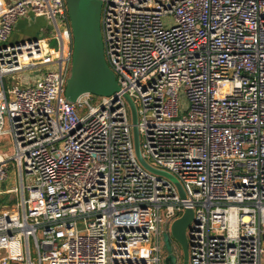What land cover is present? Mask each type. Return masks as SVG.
<instances>
[{
  "label": "built area",
  "instance_id": "obj_1",
  "mask_svg": "<svg viewBox=\"0 0 264 264\" xmlns=\"http://www.w3.org/2000/svg\"><path fill=\"white\" fill-rule=\"evenodd\" d=\"M25 15L51 35L8 43ZM100 32L118 90L69 101L66 0L0 5V264H165L188 208L187 264H264V0H102Z\"/></svg>",
  "mask_w": 264,
  "mask_h": 264
},
{
  "label": "water",
  "instance_id": "obj_2",
  "mask_svg": "<svg viewBox=\"0 0 264 264\" xmlns=\"http://www.w3.org/2000/svg\"><path fill=\"white\" fill-rule=\"evenodd\" d=\"M70 25L73 35V52L70 76L66 81L64 95L69 101L88 93L94 96H110L118 90L115 74L108 66L103 53L100 32V12L102 0H66ZM38 35V34H37ZM132 113L134 148L141 164L153 173L170 178L178 187L180 194L184 192L179 182L170 174L150 166L142 158L139 137L136 127V110L132 100L126 96ZM193 219L192 209H185L172 225L170 233L164 235L167 246L165 264H174L171 252V239L177 241L182 250L183 263L188 262V242L186 229Z\"/></svg>",
  "mask_w": 264,
  "mask_h": 264
},
{
  "label": "rangeland",
  "instance_id": "obj_3",
  "mask_svg": "<svg viewBox=\"0 0 264 264\" xmlns=\"http://www.w3.org/2000/svg\"><path fill=\"white\" fill-rule=\"evenodd\" d=\"M43 19L40 20V25H41L42 30L39 31L38 35H36V32L35 33H30L28 36L24 37V39H23L20 36L19 32L16 31V33L18 35L13 33L12 34V39H13L12 41H15L17 43V41H19V40H20L19 42H22L24 40H31V39H35V38H38V37L50 36L51 35V33H50L51 25L46 20L44 21ZM10 41H11V39L8 40V43H10ZM44 71L45 70L42 69L41 71H39L36 74V76H39L40 74H43ZM32 75L33 74H31V73L26 71V72L20 73L19 75H16L13 79H11V78L10 79H6V82L7 83H11L12 81L16 82L19 78L20 79H24V78H26V76L32 77ZM28 84H31V83L28 82ZM99 101H100V97L96 96L94 98V101H93L92 104L93 105H97L99 103ZM186 104H187V101H186L185 97L182 96V95H179V105L182 107V109H181L182 111L184 110ZM141 143H142V139H141V136H139V145H140V147H141ZM2 152L12 153V145H11V142L9 141V137L8 136H1L0 137V153H2ZM9 173H10V182L11 183H9L8 187L11 188L15 184L18 185V187H19V179H18V177H17L16 182H15V173L13 171V167H10ZM4 198H5V195H0V202H2ZM11 198L14 200L15 199L14 195H12ZM171 246L176 251L180 252V254H182L181 247L177 243L176 240H173L171 242ZM166 247H167L166 245H164V244L162 245V248L164 250H166Z\"/></svg>",
  "mask_w": 264,
  "mask_h": 264
},
{
  "label": "crops",
  "instance_id": "obj_4",
  "mask_svg": "<svg viewBox=\"0 0 264 264\" xmlns=\"http://www.w3.org/2000/svg\"><path fill=\"white\" fill-rule=\"evenodd\" d=\"M13 0H0V5L4 6L12 2ZM43 19L41 17H33L32 15H25L22 17H19L13 31L11 32L9 39H11L10 43H16L15 41H12V34H16V31L19 32L20 36L24 39V37L28 36L30 33H35L36 35L39 34V31H41V25L40 20ZM45 21V19H43ZM20 41V40H19ZM17 41V43H20ZM23 42V41H22Z\"/></svg>",
  "mask_w": 264,
  "mask_h": 264
},
{
  "label": "flooded vegetation",
  "instance_id": "obj_5",
  "mask_svg": "<svg viewBox=\"0 0 264 264\" xmlns=\"http://www.w3.org/2000/svg\"><path fill=\"white\" fill-rule=\"evenodd\" d=\"M174 239H171V242L173 241ZM182 260H183V257H182ZM182 263H183V261H182Z\"/></svg>",
  "mask_w": 264,
  "mask_h": 264
}]
</instances>
